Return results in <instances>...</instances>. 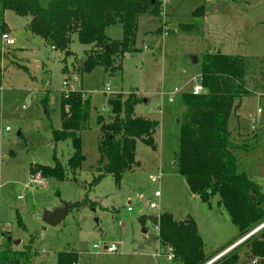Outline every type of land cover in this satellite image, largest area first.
Listing matches in <instances>:
<instances>
[{"label": "rangeland", "instance_id": "obj_1", "mask_svg": "<svg viewBox=\"0 0 264 264\" xmlns=\"http://www.w3.org/2000/svg\"><path fill=\"white\" fill-rule=\"evenodd\" d=\"M200 6L205 7V15L194 16ZM167 12L168 35L163 34L162 17L144 14L139 18L135 50L125 54L123 71L113 74L101 66L84 74L74 69L92 49L81 44L76 34L70 50L58 51L31 34L29 18L11 10L4 19L0 15V26L7 25L0 29V250L11 237L14 248L30 246L35 253L31 264H56L57 253L63 250L78 252V264H181L168 259V248L158 238L155 223L166 212L176 220L192 218L197 223L210 257L207 264L235 247L241 261L252 262L243 244L245 236H240L219 206V197L211 205L196 197L176 169V156L185 109L182 95L192 90L194 76L201 74L204 54L220 48L230 55H243L249 60L246 80L251 93L237 99L229 129L238 172L264 192V59L255 57L264 56V0H172ZM244 25L247 33L252 30L248 35H243ZM4 33L15 44L3 41ZM107 34L122 39L123 26H112ZM190 56L198 62L194 64ZM73 74L79 75L74 89L83 90L91 102L87 126L80 131L85 161L76 172L68 167L72 140L53 138V131L61 128L62 92L71 90L63 83L66 79L73 83ZM175 88L180 92L170 103L169 93ZM130 93L140 98L136 116L159 122L154 134L157 147L138 140L136 164L121 183L107 175L90 188L99 175L97 118L102 115L109 123L113 114L108 99L125 100ZM55 154L66 168V178L41 174L44 183H32L38 173L31 174V167L53 165ZM156 191H161L160 197ZM153 202L157 208H151ZM66 203L77 205L61 224L44 222L46 210H59ZM113 245L116 251L108 252L106 247Z\"/></svg>", "mask_w": 264, "mask_h": 264}, {"label": "trees", "instance_id": "obj_2", "mask_svg": "<svg viewBox=\"0 0 264 264\" xmlns=\"http://www.w3.org/2000/svg\"><path fill=\"white\" fill-rule=\"evenodd\" d=\"M160 0H0V15L6 11L29 18L28 29L52 48L68 51L72 37L77 35L83 45H91L86 58L73 66L81 74L91 73L101 66L111 74L123 71L126 53L135 50L139 18L143 14L159 16ZM205 7L193 11L203 16ZM121 24L122 39H112L107 29ZM1 30L7 25L2 22ZM193 29V26L183 25ZM249 60L243 56L221 51L206 52L201 63L205 93L182 95L184 111L180 123V145L176 169L185 177L190 191L202 202L211 205L215 196L218 204L229 214L231 221L246 236L264 223V192L245 173L238 172L237 159L231 141L229 120L237 108L238 98L251 93L247 84ZM63 71H68L65 66ZM264 88V87H263ZM48 98H46L47 100ZM140 98L135 93L123 100L109 98L112 119L109 123L99 115V175L90 184L97 186L104 177L112 175L119 185L126 172L136 164L138 140L156 149L154 134L159 126L156 120L136 116ZM91 102L83 90L63 91L61 97V128L53 131L56 142L72 140L73 155L68 167L76 172L85 161L80 131L90 117ZM53 165L38 164L31 174L41 173L58 180L66 178V168L56 154ZM77 205V204H76ZM161 244L172 249L173 261L181 264H207L205 243L197 223L188 218L176 220L170 213H162L155 223ZM249 264H264V228L247 238ZM35 253L30 246L19 250L11 242L0 250V264H30ZM79 254L74 250L57 253V264H78ZM212 264H247L241 261L238 247L224 254Z\"/></svg>", "mask_w": 264, "mask_h": 264}, {"label": "built area", "instance_id": "obj_3", "mask_svg": "<svg viewBox=\"0 0 264 264\" xmlns=\"http://www.w3.org/2000/svg\"><path fill=\"white\" fill-rule=\"evenodd\" d=\"M160 2L161 3H160V14H159V16L163 18V27H164L163 34L164 35H168L169 34L170 27L168 26V21H167V18L169 16V13L167 12V7L170 5V3L172 2V0H160ZM2 39L8 45L15 44V40L8 33H4L3 36H2ZM194 80H195L196 83H195L194 87L192 88V90L190 92L192 94H194V95H201V94L205 93L206 90H205V87H204V85L202 83V76H201V74H199L197 76H194ZM71 81L73 83H70L69 84L70 81L66 79L64 81L63 85L65 87H67V88H70L71 90H69V91H75L73 84L76 83L77 81H79V75L78 74H73L71 76ZM107 92H111V90H110L109 87L107 88ZM179 92H180V89L175 88L171 93H169L168 101L170 103L174 102L175 97H176V95ZM260 111L261 110H259V112ZM6 131H10V128L7 127L6 128ZM31 182L32 183H35V184L36 183L37 184H43L44 183V180H43V177H42L41 173H38L36 176H34L33 178H31ZM155 196L156 197H160L161 196V191H156L155 192ZM150 206L153 209L158 207L157 203H155V202L151 203ZM156 229H157V227H156ZM95 247L97 248V245H95ZM106 249H107L108 252H114V251H116V247L114 245L111 246V247H106ZM173 256H174V254L172 252V249H169L168 250V259L169 260H173Z\"/></svg>", "mask_w": 264, "mask_h": 264}, {"label": "water", "instance_id": "obj_4", "mask_svg": "<svg viewBox=\"0 0 264 264\" xmlns=\"http://www.w3.org/2000/svg\"><path fill=\"white\" fill-rule=\"evenodd\" d=\"M70 52H67L66 54L69 55ZM190 60H192V62L195 64L198 62V58L196 56H190L189 57ZM76 206V204H69V203H66L64 205L63 208L59 209V210H56V211H49V210H46L43 214V220L45 223H47L48 225H51V226H58L59 224H61L68 212L70 209L74 208ZM264 226V223L262 225H260L259 227H257L255 230H253L251 233H249L248 235H246L244 238H243V241L246 240L247 238H249L250 236H252L253 234H255L259 229H261L262 227ZM7 241L8 242H12V238L11 237H8L7 238ZM15 244H20V241H15L14 242ZM226 254V253H225ZM224 255V254H223ZM223 255L219 256L218 258L214 259L213 261L209 262L208 264H212L214 261L218 260L220 257H222Z\"/></svg>", "mask_w": 264, "mask_h": 264}, {"label": "crops", "instance_id": "obj_5", "mask_svg": "<svg viewBox=\"0 0 264 264\" xmlns=\"http://www.w3.org/2000/svg\"><path fill=\"white\" fill-rule=\"evenodd\" d=\"M248 7H249V5H248ZM172 11H175V8L174 7H172ZM144 15V14H143ZM148 15V14H147ZM205 15V14H204ZM203 15V16H204ZM142 16V15H141ZM140 16V17H141ZM202 16V17H203ZM246 17H249V15H245ZM246 21V20H245ZM244 21V22H245ZM205 24H207V22L205 23ZM244 27V29H243V35H248L249 33H251L252 32V30H249L248 31V33H247V31H246V27H245V25L243 26ZM253 27V26H252ZM157 32L158 33H160V30H159V27L157 28ZM216 51H221L222 53H224V54H228V55H230L229 53H225V52H223L220 48H216L215 49V51L214 52H216ZM209 52H211L212 53V51H209ZM257 54V53H256ZM261 54H264V53H261ZM243 56V55H242ZM245 56V55H244ZM255 57H257V58H261V59H264V56H259V55H257V56H255ZM244 117H248V114H246V113H244ZM198 226V225H197ZM199 229V228H198ZM199 232H200V230H199ZM201 234V233H200ZM31 261H32V259H31ZM30 264H31V262H30ZM56 264H57V262H56Z\"/></svg>", "mask_w": 264, "mask_h": 264}]
</instances>
